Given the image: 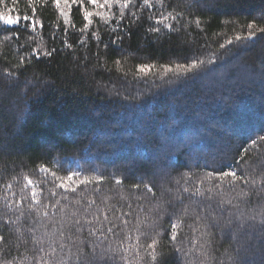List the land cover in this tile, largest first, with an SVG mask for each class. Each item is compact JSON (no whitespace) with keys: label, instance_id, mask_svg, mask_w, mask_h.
Here are the masks:
<instances>
[{"label":"trees","instance_id":"1","mask_svg":"<svg viewBox=\"0 0 264 264\" xmlns=\"http://www.w3.org/2000/svg\"><path fill=\"white\" fill-rule=\"evenodd\" d=\"M140 2L137 0L138 4ZM169 3L173 0H165L166 9ZM208 4L210 7L186 13L180 23H187V28L179 36L169 34L161 37L158 43L154 40L155 34L147 32L152 26V21L147 20L149 13L146 10L138 12L141 20L137 24L143 23V28L139 32L133 31L131 37H124L123 51L110 45L111 50L106 54L103 44L118 34L112 31L116 26L114 21L110 27L94 17L93 29L81 34L82 16L74 6L70 18L75 27H69L66 37L63 31L56 33L53 40L55 25L63 28V19L51 0H34L33 4L29 0H18L16 10L21 15H31L34 6L37 19L44 21L45 29L32 41L29 36L34 34L18 29L21 32L19 42L15 38L4 41L3 35L12 36L13 33L0 31V82L7 83L3 75L7 71L28 69L19 77V87L5 88L0 96L3 105L0 121L4 125L0 131L14 145L11 155L0 157V213H7L4 220L16 221L19 214L5 208V203L18 202L24 197L22 208L25 210L31 203V189L24 187L25 176L40 182L39 187L45 189L44 196L48 195L47 190L52 185L43 181L50 176L39 171L41 166L57 172L58 176L81 168L90 169L84 172L89 177L103 175L105 182L99 185V193L92 194L91 188L84 193L85 197L96 199L102 208L104 204L100 201L105 198L109 205L119 207L117 192L128 194L130 185L135 182L128 177L144 175L151 161L161 167L186 165L179 169L180 172L202 175L212 171L211 153L215 149L210 151L209 146L218 140L234 147H247L249 152L245 161L249 173L260 172L264 154L251 145V140L264 136V86L260 82V73L264 71V39H261L264 33H257L254 41H236L235 37L246 36L247 25L253 19L258 26L264 27L261 18L264 0H208ZM8 6H12L11 0H8ZM85 6L91 10L87 3ZM3 10L0 6V11ZM197 18L201 20L199 28L195 23ZM129 22L126 17L121 28ZM4 28L0 24V30ZM92 31L101 38L99 47L92 39ZM119 34L123 35V32ZM81 38L87 41L85 45L78 43ZM228 39L234 44L227 45ZM65 40L72 44L71 49L64 47ZM149 40L153 42L149 44ZM221 44H225L224 49L220 48ZM190 46H207L224 55L214 65L176 69L177 63H188L184 57L191 55ZM37 47L41 51L56 47L59 54L41 57L43 62L33 57L29 63L26 59L24 66L17 68L21 57ZM85 55L87 61H84ZM200 58L207 59L206 56ZM117 59L121 61L119 65L115 63ZM81 61L83 66L78 67ZM140 63H152L155 67L145 76L137 71ZM163 65H168L172 71L166 72ZM185 71L193 78L181 76L177 80L175 73ZM194 73L200 75L194 76ZM26 80L33 83L25 84ZM77 92L80 94L76 95ZM245 161H241V166H245ZM239 174L242 173L238 170ZM116 179L123 183L117 185ZM6 183L12 184L10 190L5 188ZM43 202L47 203V200ZM17 207L13 203V208ZM11 235L15 239L18 234L13 232ZM181 235L184 248L193 249L192 264H200L202 257L197 259L196 253L205 238L187 229ZM234 243L217 233L212 264H230L227 256ZM35 247L22 239L8 258H31ZM158 251L163 255L158 257L157 264H174L167 235L161 238ZM129 255L137 264L135 253ZM141 255H144L143 250ZM24 264L29 261L25 260ZM31 264L36 262L31 260Z\"/></svg>","mask_w":264,"mask_h":264},{"label":"snow or ice","instance_id":"2","mask_svg":"<svg viewBox=\"0 0 264 264\" xmlns=\"http://www.w3.org/2000/svg\"><path fill=\"white\" fill-rule=\"evenodd\" d=\"M17 2L18 0H11L12 6H8V0H0V6L4 9L0 11V24L5 26L0 31L13 33L12 36L3 35V40L15 38L19 42L21 32L18 29L34 34L29 36V41L35 40L45 29V23L42 19H37V9L34 6L31 15H21L15 7ZM33 2L34 0H29L30 4ZM51 3L63 19V28L59 24L55 25L53 40L56 39V33L63 31L66 37L69 27H75L70 18L74 6L82 16L83 26L79 28L81 34L93 29L94 17L110 27L114 21L116 26L112 31L118 34L111 38L109 43L103 44L106 54L111 50L110 45H115L123 51L124 37H131L133 31L139 32L143 28V23L137 24L141 20L138 12L146 10L149 13L147 20L152 21V26L147 32L154 33V40L158 43L161 37H168L169 34L179 36L181 31L187 28V23H180L185 19L186 13L191 14L193 10L210 7L208 0H179V3L173 0V3L167 5V9L171 10L166 9L165 0H141L139 4L137 0H51ZM85 3L91 6V10ZM114 8L116 11H113ZM177 8L180 10L177 11ZM153 9L156 11L153 12ZM126 17L130 22L121 28V22H124ZM261 18L264 21V8H261ZM195 23L199 28L201 20L197 18ZM247 28V35H237L236 41H254L257 33H264V27L258 26L255 19ZM120 32H123V35H120ZM91 36L99 47L100 36L95 31H92ZM261 39H264V36ZM152 42L148 41L149 44ZM78 43L85 45L87 41L81 38ZM226 44L233 45L234 41L228 39ZM64 47L71 49L72 44L65 40ZM220 48L224 49L225 44H221ZM189 51L191 55L184 57L188 63H177L176 69L188 70L206 64L214 65L216 60L222 59L224 55L218 51L213 52L207 46H190ZM54 54H59L56 47L44 51L39 47L32 48L21 57L16 67H23L26 59L29 63L33 57L36 61L43 62L41 57L51 58ZM201 56H206L207 59H201ZM87 60L88 56L85 55L84 61ZM115 63L119 65L121 61L117 59ZM77 66H83V61L78 62ZM153 67L155 65L152 63H140L137 71L147 76ZM163 67L166 72L172 71L168 65ZM27 71L28 69L24 68L22 72L4 73L7 83L0 82V96L5 88L12 90L19 87V77ZM175 76L177 80L181 76L185 79L193 78L187 75V71L175 73ZM163 82L171 83L170 80ZM260 82L261 86H264V71L260 73ZM24 83L33 81L26 80ZM44 83L49 84L48 81ZM2 108L3 105L0 104V109ZM2 128L4 125L0 121V129ZM251 145L264 154V136L252 139ZM13 148L14 145L7 140L5 133L0 131V157L11 155ZM209 149H215L211 153L212 171H205L202 175L180 172L179 169L186 165L168 164L161 167L151 161V166L144 175L128 177L135 180L130 185L128 194L117 192L119 207L109 205L105 198L100 201L104 204L102 208L96 199L85 197L84 193L90 188L92 194L101 191L99 185L105 182L103 175L99 178L89 177L84 175V172L90 169L81 168L69 171L66 176H58L57 172L41 166L39 171L46 177L50 176V179L43 181L46 185H52L47 190L48 195L44 196L45 189L39 187L40 182L25 176L24 187L31 189V203L27 209L22 208L25 198L21 197L18 202L4 205L9 210L19 212L16 221L4 220L3 216L7 213H0V264H24L25 260H28L29 264L31 260L36 264H134L130 253H135L137 264L140 261H144V264H157L158 257L163 255L158 248L161 238L165 235L171 243L174 264H192L190 257L193 256V249L184 248L181 235L184 229L199 233L200 237L205 238L196 253L197 259L202 257L200 264H212L215 259L213 244L217 233L235 242L227 256L230 264H264V164H261L259 173H249L245 161L249 152L247 147H234L231 143L218 140L216 144L210 145ZM241 161H245V166H241ZM196 167L199 168L200 165L197 164ZM238 170L242 174L238 175ZM257 175L259 179L256 178ZM115 183L121 185L123 180L116 179ZM5 188L10 190L12 184L6 183ZM4 199L8 201L7 196ZM44 200H47V203H44ZM121 201L123 203H120ZM13 203L17 204L16 209L13 208ZM17 224L19 226H15ZM13 232L18 234L15 239L11 235ZM38 232L41 233L39 236ZM22 239L24 243L31 242L36 246L33 256H25L23 259L12 256L9 259L8 254L13 248L19 247V241ZM141 250L144 255H141Z\"/></svg>","mask_w":264,"mask_h":264}]
</instances>
